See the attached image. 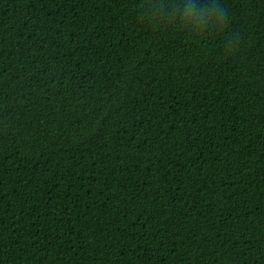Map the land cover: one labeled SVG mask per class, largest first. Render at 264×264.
Instances as JSON below:
<instances>
[{
    "label": "trees",
    "instance_id": "obj_1",
    "mask_svg": "<svg viewBox=\"0 0 264 264\" xmlns=\"http://www.w3.org/2000/svg\"><path fill=\"white\" fill-rule=\"evenodd\" d=\"M0 264H264V0H0Z\"/></svg>",
    "mask_w": 264,
    "mask_h": 264
}]
</instances>
